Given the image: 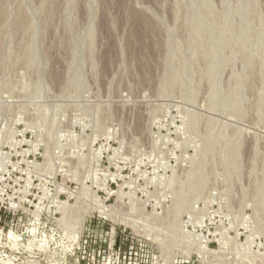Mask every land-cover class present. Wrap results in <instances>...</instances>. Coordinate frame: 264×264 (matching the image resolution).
I'll use <instances>...</instances> for the list:
<instances>
[{
	"label": "rangeland",
	"instance_id": "obj_1",
	"mask_svg": "<svg viewBox=\"0 0 264 264\" xmlns=\"http://www.w3.org/2000/svg\"><path fill=\"white\" fill-rule=\"evenodd\" d=\"M185 261L264 264V0H0V264Z\"/></svg>",
	"mask_w": 264,
	"mask_h": 264
},
{
	"label": "built area",
	"instance_id": "obj_2",
	"mask_svg": "<svg viewBox=\"0 0 264 264\" xmlns=\"http://www.w3.org/2000/svg\"><path fill=\"white\" fill-rule=\"evenodd\" d=\"M202 245L205 243H201ZM177 264H191L189 261H185V262H181V263H177Z\"/></svg>",
	"mask_w": 264,
	"mask_h": 264
}]
</instances>
